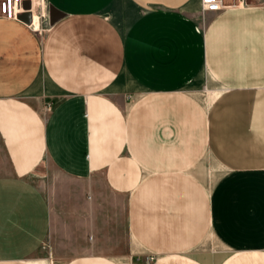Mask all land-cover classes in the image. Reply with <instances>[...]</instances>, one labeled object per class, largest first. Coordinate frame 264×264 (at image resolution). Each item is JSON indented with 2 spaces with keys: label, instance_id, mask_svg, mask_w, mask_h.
<instances>
[{
  "label": "crops",
  "instance_id": "1",
  "mask_svg": "<svg viewBox=\"0 0 264 264\" xmlns=\"http://www.w3.org/2000/svg\"><path fill=\"white\" fill-rule=\"evenodd\" d=\"M45 3L43 33L0 16V264H264V125L237 113L255 143L236 156L215 104L232 167L208 200L188 89L207 71L219 103L264 90V0H225L205 25L201 0Z\"/></svg>",
  "mask_w": 264,
  "mask_h": 264
},
{
  "label": "rangeland",
  "instance_id": "2",
  "mask_svg": "<svg viewBox=\"0 0 264 264\" xmlns=\"http://www.w3.org/2000/svg\"><path fill=\"white\" fill-rule=\"evenodd\" d=\"M29 6L31 7V13H28L26 16L22 17V20L25 21L27 24L31 25L36 14H38V26L36 27L38 33L46 32V28L49 26V18L47 17V7L44 5L45 1L43 0H29ZM201 11L198 13V18H200L201 23L203 25L206 24V22L209 19V12L211 11H205L202 9L201 5ZM2 17V16H1ZM41 20V22H40ZM191 92L193 104H196L198 107L197 110H195V114H193V139H199L202 137V140H207V146L200 147L199 141L196 140V144L193 147L192 152L195 153L194 150H197L198 153H202L201 162H193L190 165V168H192V175L195 180L200 182L202 184L205 193H207L208 200H210V193L212 189H214V186L217 183L218 177L221 175V173L225 172L228 169H231V165L228 162H225L228 160V156L231 154L226 152L227 154H224V159L220 158V156L217 155L215 152V146H220L221 139H214L216 134V126L214 125V122H217L218 117L214 116L213 111L214 108H216L215 104H222L223 110V122L228 121L227 124L223 123V133H224V139L223 142L225 144L223 148L227 147H234L233 149H240L238 151L237 155H253V145H254V139H252L251 134L249 135V131H251V127H249V122H251V119L249 118L244 124H238L235 122L234 125H232L231 120L234 118L233 121L237 118V113L241 111L240 119L243 117V113L246 114L255 113L257 115L255 119V124H263L264 125V90L255 92V98H245V99H224L222 103H219V97L220 89L219 84L217 81L214 80L213 76L209 72H203L201 78L193 84L191 87L188 88ZM219 92V94H218ZM239 93V92H238ZM237 93V94H238ZM252 94V92H240V94ZM217 94V95H216ZM230 94V93H228ZM218 101V102H217ZM232 106L236 107V116L233 117V109ZM200 111H202V116H199ZM251 116V114H250ZM249 117V116H248ZM239 118V117H238ZM225 120V121H224ZM211 121H214L213 124ZM200 123H202V127L200 126ZM251 126V125H250ZM221 127V125L219 126ZM202 128V130H200ZM241 129L240 132L236 129V132L232 133V129ZM206 129V130H204ZM247 132V133H246ZM220 133V132H219ZM232 133V134H231ZM259 134V131H257ZM263 133L262 130H260V134ZM233 135V136H232ZM230 139V140H228ZM259 145L256 146V148L259 151V155H262L263 148V138L262 136H259L258 138ZM194 141V140H193ZM192 141V142H193ZM235 141V143L233 142ZM194 143V142H193ZM235 145H234V144ZM201 149V152L199 151ZM236 151V150H235ZM177 156H183L185 153V148L180 147L177 148ZM257 152V151H256ZM178 159V157H177ZM223 159V160H222ZM240 163V162H239ZM246 165V163H243L241 161L240 165ZM187 166V165H186ZM197 176V177H196ZM200 176V177H199ZM210 203V201H209ZM210 223L208 232L210 233ZM42 253V250H41ZM158 256V257H157ZM155 256L153 259H149L148 256H144L142 259H134L135 264H188L185 262L183 258H180L178 255L168 259L163 258L160 254Z\"/></svg>",
  "mask_w": 264,
  "mask_h": 264
},
{
  "label": "built area",
  "instance_id": "3",
  "mask_svg": "<svg viewBox=\"0 0 264 264\" xmlns=\"http://www.w3.org/2000/svg\"><path fill=\"white\" fill-rule=\"evenodd\" d=\"M29 0H13L9 4V0H0V16L7 19L22 20V17L31 13ZM45 1V0H43ZM244 1V0H241ZM202 9L205 11H219L227 6L225 0H201ZM46 6V3L44 4ZM154 255H149V259H153Z\"/></svg>",
  "mask_w": 264,
  "mask_h": 264
},
{
  "label": "bare ground",
  "instance_id": "4",
  "mask_svg": "<svg viewBox=\"0 0 264 264\" xmlns=\"http://www.w3.org/2000/svg\"><path fill=\"white\" fill-rule=\"evenodd\" d=\"M33 25H34V27H37L38 26L37 16H35V18H34Z\"/></svg>",
  "mask_w": 264,
  "mask_h": 264
},
{
  "label": "snow or ice",
  "instance_id": "5",
  "mask_svg": "<svg viewBox=\"0 0 264 264\" xmlns=\"http://www.w3.org/2000/svg\"><path fill=\"white\" fill-rule=\"evenodd\" d=\"M13 2V0H9V4H11Z\"/></svg>",
  "mask_w": 264,
  "mask_h": 264
}]
</instances>
